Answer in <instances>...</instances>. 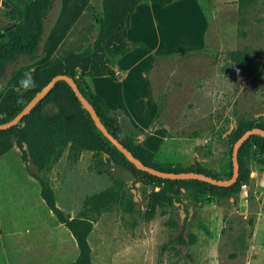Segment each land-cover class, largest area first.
<instances>
[{
    "label": "rangeland",
    "instance_id": "rangeland-1",
    "mask_svg": "<svg viewBox=\"0 0 264 264\" xmlns=\"http://www.w3.org/2000/svg\"><path fill=\"white\" fill-rule=\"evenodd\" d=\"M201 5L208 21L205 47L157 61L156 104L146 109L147 118L134 111L148 90L145 73L153 60L146 52L152 46L136 53L134 83L142 92L97 78L89 84L108 88L123 99L128 114L134 112L131 118L122 111L107 116L130 147L157 154L159 169H197L228 180L235 138L251 124L264 127V0L245 5L202 0ZM7 10L0 7V30L13 22ZM101 10L102 0H54L40 59L48 37L49 52L58 47L60 57L80 51L87 36L92 42L97 37L93 15ZM56 61L47 58L43 65ZM35 62L28 56L0 58V101L23 90L15 80L19 71L30 69L35 77ZM240 172L245 178L231 190L173 186L137 174L111 150L86 152L75 164L66 152L52 168L39 170L31 160L26 164L15 146L0 156V264H74L79 257L72 232L42 197L41 180L66 218L93 221L92 264H264V153L246 145ZM162 189L173 201L149 219L151 195ZM105 191L113 201L97 213L87 200Z\"/></svg>",
    "mask_w": 264,
    "mask_h": 264
},
{
    "label": "trees",
    "instance_id": "trees-1",
    "mask_svg": "<svg viewBox=\"0 0 264 264\" xmlns=\"http://www.w3.org/2000/svg\"><path fill=\"white\" fill-rule=\"evenodd\" d=\"M6 1L12 6L10 10H7L8 16L13 21L8 27L13 25L16 27L13 28L11 34L0 37V58L12 60L18 56H28L32 62L38 60L40 58L38 50L45 36V21L53 8L54 0ZM179 1L182 0H102L101 12H95L93 15L97 26V37L81 52L67 55L62 63L37 71L34 77L35 87L31 90H22L1 100L0 125L14 120L54 77L67 76L74 81L80 93L94 108L105 129L144 165L161 170L155 152L142 146H129L128 139L120 134L115 120L107 116L112 112L111 109L107 106L106 101L92 90L87 78L111 77L115 81L119 80V76L112 68L113 61L127 55L133 47L142 46L140 43L132 44L128 39L131 17L139 5L149 2L166 8ZM253 1L239 0L242 5ZM145 110L146 103L144 100H140L136 104L137 115L142 117ZM256 128L264 130V127L256 123L246 126L235 138L234 145L241 136ZM246 145H253L264 153V137L253 135L241 146L238 153L239 170L241 154ZM15 146L22 153L23 161L28 164L31 160L39 170L52 168L66 152L68 159L72 164H75L86 152L98 154L111 150L131 165L137 174L159 182H167L173 186L180 183H195L223 191L231 190L245 178L240 172L238 180L233 186L221 187L196 179L160 178L139 170L100 131L91 113L83 106L73 88L65 80L55 83L50 92L16 126L0 130V156L7 154ZM231 164L232 171L229 179L233 176L232 160ZM189 172L214 178L197 169ZM41 185L42 197L47 206L70 229L77 241L79 257L74 264H92L89 237L93 231V221L87 217L66 218L57 207L53 192L46 187L42 180ZM112 201L113 196L110 191H105L90 197L86 204L95 212L100 213ZM172 201L173 198L168 196L164 189L154 192L149 202V219L156 215L160 207H164Z\"/></svg>",
    "mask_w": 264,
    "mask_h": 264
},
{
    "label": "crops",
    "instance_id": "crops-1",
    "mask_svg": "<svg viewBox=\"0 0 264 264\" xmlns=\"http://www.w3.org/2000/svg\"><path fill=\"white\" fill-rule=\"evenodd\" d=\"M201 1L202 0H182L175 2L166 8L149 2L139 5L131 17L128 39L130 43H140L142 46L133 47L127 55L116 58L113 61L112 68L119 76L118 81L113 80L111 77H100L97 78L100 79L97 81H106L111 87L122 85L126 92L128 89H130L131 92H142L139 84L134 83V76L137 71V60L140 61V59L136 57V53L140 50L139 48L152 46V49L150 48V51L148 50L149 52H146L153 60L152 67L145 73L148 90H146L144 97H139L136 101L137 104L140 100H144L146 103V109H152L154 104H156L152 75L153 68L156 67L157 61L173 55L194 52L205 47L208 21L206 20ZM91 24L92 15L90 16V27L92 28ZM198 28H200L199 31H197ZM90 39V36L85 38L83 43L80 45V51L78 52H81L89 44ZM148 41L151 42V45ZM50 42L51 38L48 37L46 46L47 51L45 49L46 56L44 58L42 57V59L39 58L36 60L31 68L35 70V73H37L40 69L49 67L48 65H43L45 64L44 60H47V58H49V62H55V60H58L56 61V64H58L62 63L67 55L71 53H78L68 52L60 57L59 54H57L59 52L58 47L53 52H49ZM56 54L58 56H56ZM58 57L60 59H58ZM22 72L23 70L19 71L16 75L15 80L17 85L18 78ZM89 79L90 78H87L88 84L90 83ZM94 81H96V79H94ZM135 86L137 88H135ZM91 88L97 95L106 101V104L111 111L125 112L130 118L133 113L136 112L135 105V111L131 115L128 114L126 111L127 107L123 99L119 95L111 93L108 88ZM145 116L146 115L144 114L141 118H147Z\"/></svg>",
    "mask_w": 264,
    "mask_h": 264
},
{
    "label": "water",
    "instance_id": "water-1",
    "mask_svg": "<svg viewBox=\"0 0 264 264\" xmlns=\"http://www.w3.org/2000/svg\"><path fill=\"white\" fill-rule=\"evenodd\" d=\"M5 9L10 10L12 6L6 1L2 0V6ZM16 27V25L10 26L5 28L4 30H0V37H4L6 34H11L13 31V28ZM65 80L68 82V84L73 88L75 91L77 97L83 104V106L91 113V116L93 120L95 121L97 127L100 129V131L111 141L113 142L117 148L127 157V159L134 164L139 170L146 171L150 173L151 175H154L156 177L160 178H167V179H196L203 182H206L208 184L214 185V186H221V187H231L233 186L239 177L240 170H239V161H238V153L241 148V146L253 135H262L264 137V130L260 128L252 129L245 133L243 136L239 138V140L235 143L233 148V154H232V162H233V176L229 180H216L214 178H211L209 176H206L204 174L195 173V172H181V173H174V172H165L162 170L154 169L151 167H148L142 163L139 159H137L128 149L124 148L103 126V124L100 122L94 108L91 106V104L88 102V100L80 93L78 90L76 84L74 81L67 77V76H56L54 77L48 85H46L39 94L36 95V97L24 108V110L11 122L0 125V130H6L10 129L14 126H16L23 117L28 114V112L42 99L44 98L50 90L53 88L55 83Z\"/></svg>",
    "mask_w": 264,
    "mask_h": 264
},
{
    "label": "clouds",
    "instance_id": "clouds-1",
    "mask_svg": "<svg viewBox=\"0 0 264 264\" xmlns=\"http://www.w3.org/2000/svg\"><path fill=\"white\" fill-rule=\"evenodd\" d=\"M0 6H2V0H0ZM19 87L25 91L31 90L35 87V80L31 70H25L21 73L17 81Z\"/></svg>",
    "mask_w": 264,
    "mask_h": 264
}]
</instances>
